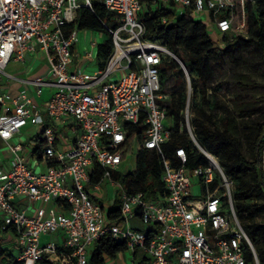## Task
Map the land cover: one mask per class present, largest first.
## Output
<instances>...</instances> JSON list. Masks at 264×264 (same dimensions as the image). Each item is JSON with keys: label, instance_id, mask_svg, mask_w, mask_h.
<instances>
[{"label": "built area", "instance_id": "2783aa9c", "mask_svg": "<svg viewBox=\"0 0 264 264\" xmlns=\"http://www.w3.org/2000/svg\"><path fill=\"white\" fill-rule=\"evenodd\" d=\"M250 2L255 0H0V80L12 59L23 60L28 51L40 49L50 64L49 77L29 82L39 95L44 86L52 88L46 117L26 89L17 96L0 94L1 139L9 142L29 123L42 127L29 155L22 143H8L9 155L0 164V239L11 255L0 264H91L89 255L102 253L103 264H126L120 256L127 251L132 253L127 264H262L238 216L233 179L196 138L191 76L167 46L144 36L142 15L158 9L173 11L174 18L200 15L224 46L225 35H247ZM96 3L117 22L102 21L113 37V51L95 72L71 70L73 46L83 29H71L69 23L78 8L94 11ZM97 47L96 40L90 41L83 56L93 59ZM163 55L177 59L186 75L188 99L180 130L207 158L192 169L185 166L183 146L175 149L177 165L164 155L173 121L165 124ZM74 123L79 135L70 141L59 125ZM129 125L147 127L139 142L164 157L165 190L155 197L128 192L113 177L127 160ZM30 158L44 162L46 170L34 169ZM97 166L104 174L94 184ZM107 181L120 189L119 206L109 210L97 194ZM24 199L28 208L20 206ZM117 211L120 220L113 217ZM136 216L147 230L133 227ZM49 233H56V239L42 243ZM116 241L123 250L113 257L105 254L103 249Z\"/></svg>", "mask_w": 264, "mask_h": 264}, {"label": "trees", "instance_id": "16d2710c", "mask_svg": "<svg viewBox=\"0 0 264 264\" xmlns=\"http://www.w3.org/2000/svg\"><path fill=\"white\" fill-rule=\"evenodd\" d=\"M248 15L247 35H225L226 44L219 46L211 37L208 23L196 20L189 13L174 18L171 10L158 9L153 14H143L146 23L144 36L160 42L175 53L187 68L191 76V108L196 114L191 118L198 142L208 151L220 155L221 165L235 184L234 202L240 220L249 234L260 261L264 264V122H256L249 135L251 156L246 158L242 151L239 137V120L233 111L225 108L222 113L218 109L222 106L218 94L222 84L213 85L216 74L227 59H234L236 52H245L256 47L264 56V0H255L246 7ZM226 12H223L225 15ZM114 14L101 4H95V10L87 7L78 8L73 20L69 23L71 29H90L107 34L106 39L99 43L97 59L100 66H104L113 51L114 42L111 33L102 21L116 26ZM166 16L168 22L163 23ZM180 67L185 74L181 63L169 55H163L160 65L162 92L171 99L170 103L163 102L167 108V116L173 121L171 138L164 144V155L177 165L175 149L183 146L188 155L185 166L192 169L194 166L205 163V154L189 139L187 132H181L180 124L183 110L188 99V87H172L168 82L171 75L170 64ZM169 83L167 90L164 85ZM187 84V83H185ZM203 117L214 118L215 127L212 128ZM50 124L46 121V125ZM147 127L129 125V135L126 142L127 157L134 152L138 153L137 167L134 172L124 173L113 171V177L120 182L128 192H143L147 197H155L163 193L165 184L162 180L164 171V157L155 149L143 147L139 142L142 133ZM41 137V134H38ZM250 173V178H245ZM104 169L97 166L92 182L102 180ZM120 203V200L117 199ZM114 218L120 220L119 211ZM105 247L104 253L115 256L117 251L123 250L121 241L113 242ZM0 239V263H5L11 256ZM252 255L250 254V258ZM91 264H103V253L93 255Z\"/></svg>", "mask_w": 264, "mask_h": 264}, {"label": "rangeland", "instance_id": "374dc122", "mask_svg": "<svg viewBox=\"0 0 264 264\" xmlns=\"http://www.w3.org/2000/svg\"><path fill=\"white\" fill-rule=\"evenodd\" d=\"M195 19L203 20V17L199 15ZM214 30V27L208 28L212 39L217 43L220 38L216 35ZM92 31H94L93 33L96 35H104L101 40L107 37V34L105 32L100 33V31ZM79 52L80 47L75 46L74 65L77 62ZM93 53L94 58H96V51L93 50ZM169 66L171 69V75L168 79V82L172 87H175L172 90L176 91V88L183 89L185 85H187L185 84L187 83L186 75L181 72L180 67H174L172 63ZM169 83L164 85L165 90L168 89ZM218 83L222 84V88L218 91L220 102L222 104V106L218 109V113H222L225 108H229L238 118L240 122L238 132L242 144V151L246 158H250L251 147L249 144V135L252 133L253 127L256 122H264V56L262 55V52L256 47H251L243 53L237 51L236 57L234 59H227L224 66L220 70H218L213 85H216ZM162 100L166 103H170L171 101V99L167 96ZM195 114L196 113L193 111L192 117H194ZM203 119L212 128L215 127V123L213 122L214 118L212 119L211 117H203ZM171 122L172 119L170 117H167V119H165L166 125L170 126ZM39 129L40 127H36L30 123L22 128V133L19 139L21 141H24L27 137H30L31 135L39 131ZM0 145H2V147L5 146L4 143H0ZM30 147H32V145H30ZM198 149L200 148L198 147ZM215 155L221 163L220 155ZM137 161L138 153L134 152L133 154L128 155L125 164L121 166V170L124 173L130 170H135L137 167ZM245 178L249 179L250 173H245ZM105 183H107L106 185L112 196H114L115 194L117 195V197L120 196L119 187H117L111 181H107ZM235 187L236 186L234 184L233 190L235 189ZM195 189V191L198 192L197 187ZM131 222L134 228L147 230L142 224L139 216L133 218ZM55 234L56 233L43 234V236L41 237L42 243H46L56 239ZM9 245L11 249H14V246L12 244ZM18 252L19 251L15 249V253ZM139 254L142 256L143 252L139 251ZM91 257L92 255L90 254L89 258ZM109 258L110 257H108V260ZM120 258H122L127 264V261L130 262V260L132 259V253L130 251L124 252L120 256Z\"/></svg>", "mask_w": 264, "mask_h": 264}, {"label": "crops", "instance_id": "0c3cea01", "mask_svg": "<svg viewBox=\"0 0 264 264\" xmlns=\"http://www.w3.org/2000/svg\"><path fill=\"white\" fill-rule=\"evenodd\" d=\"M94 31L90 29H83V31L80 32V42L78 45L80 47V52L78 53L77 62L74 65V46H73V60L70 63V69L74 70V67H80L85 71L89 72H95L100 64L97 59V50L98 47L94 50L96 51V58L88 59L83 56V49L86 47V45H89V42L92 40H96L99 43L103 42L106 38H101L104 35H96L93 33ZM101 33V32H100ZM103 33V32H102ZM217 35V34H216ZM218 36V35H217ZM49 61L47 59L46 53L40 49L37 51H28L26 53V56L23 60L20 59H12L7 67H6V75L2 77L0 80V94L7 92L11 94L12 96H17L23 89H26L28 93L34 98V100L38 103L40 106V109L42 111L43 116L46 117V105L49 101L52 93V88L50 86H44L42 93L39 95L36 93V86L29 82V80H32L36 77H49ZM10 67V68H8ZM11 104V103H9ZM47 121V120H46ZM30 124V123H29ZM27 126V125H26ZM35 126V125H34ZM59 131L70 140L73 141L76 139V137L79 135V127L77 124L74 123V125H70L69 127H62L59 125ZM42 127H40L39 131H37L35 134L31 135L30 137H27L24 141H21L19 138L22 133V129L17 135H15L14 138L9 140V142L3 140L0 138V143H4V147L0 145V164L3 163L4 160L8 157V143L14 144L17 142H20L23 144L25 151L29 153L33 150V148L38 146L39 143V133L41 132ZM41 134V133H40ZM32 147H30V145ZM34 145V146H33ZM3 154V155H2ZM126 162V161H125ZM125 162L123 164H125ZM30 163L32 164L34 169L38 170H46L47 166L42 161H36L32 158H30ZM122 164V165H123ZM121 165V166H122ZM136 170V169H135ZM128 171V172H134ZM120 171H122L120 169ZM123 172V171H122ZM127 173V172H126ZM107 183H103L101 188L97 191L98 197L101 198L102 203L106 207L107 210L111 208H117L119 206V202H117V195L115 194L112 196L110 193L107 185ZM28 200L24 199L21 203V207L28 208ZM29 213H31V209L28 210Z\"/></svg>", "mask_w": 264, "mask_h": 264}]
</instances>
